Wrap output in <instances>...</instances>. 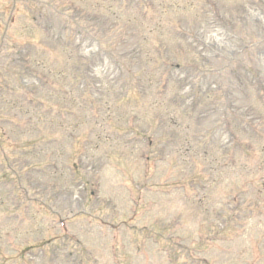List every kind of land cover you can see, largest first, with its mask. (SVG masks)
<instances>
[{
    "label": "rangeland",
    "instance_id": "obj_1",
    "mask_svg": "<svg viewBox=\"0 0 264 264\" xmlns=\"http://www.w3.org/2000/svg\"><path fill=\"white\" fill-rule=\"evenodd\" d=\"M253 258L264 0H0V264Z\"/></svg>",
    "mask_w": 264,
    "mask_h": 264
}]
</instances>
